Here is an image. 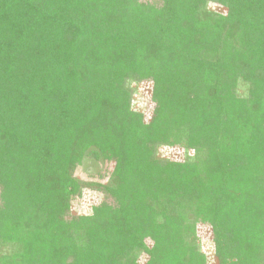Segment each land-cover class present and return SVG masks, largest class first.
Instances as JSON below:
<instances>
[{"label":"trees","instance_id":"obj_1","mask_svg":"<svg viewBox=\"0 0 264 264\" xmlns=\"http://www.w3.org/2000/svg\"><path fill=\"white\" fill-rule=\"evenodd\" d=\"M197 222L218 264H264V0H0V264H206Z\"/></svg>","mask_w":264,"mask_h":264},{"label":"rangeland","instance_id":"obj_2","mask_svg":"<svg viewBox=\"0 0 264 264\" xmlns=\"http://www.w3.org/2000/svg\"><path fill=\"white\" fill-rule=\"evenodd\" d=\"M210 8L219 13L225 14L226 8L223 5H217L215 3L209 5ZM127 86L131 89V100L133 111L140 112L143 114L145 121H150V116L154 109L155 103L151 98L152 92V81H144L138 79H130L127 82ZM109 91H106V96ZM106 98V97H105ZM146 117H145V115ZM182 147L180 148H169L165 146H158L155 149V157L159 159L168 158L170 160H181L183 158ZM112 161H102L101 159H95L91 155L85 156L82 162L75 168L74 175L80 180H106L109 171L112 170ZM104 176V177H103ZM101 177V178H100ZM101 198V193H98L88 187H84L80 196H75L72 199L69 207L63 213L70 215L79 212H89L92 204H97ZM195 233L199 238V246L201 250L205 252L206 264H218L214 254V244H212L211 229L206 223L197 222L195 224ZM13 240V239H12ZM16 241V240H14ZM150 245V243H148ZM15 242H7L4 246H1L2 253H10L19 251L22 248V244L19 241L20 247H15ZM143 259H146L142 256ZM140 258V263L144 260Z\"/></svg>","mask_w":264,"mask_h":264}]
</instances>
